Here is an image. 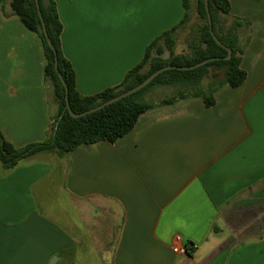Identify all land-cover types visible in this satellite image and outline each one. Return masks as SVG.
Listing matches in <instances>:
<instances>
[{
	"label": "crops",
	"instance_id": "1",
	"mask_svg": "<svg viewBox=\"0 0 264 264\" xmlns=\"http://www.w3.org/2000/svg\"><path fill=\"white\" fill-rule=\"evenodd\" d=\"M55 1L83 96L120 84L186 13L184 0ZM229 1L250 22L247 77L214 105L180 99L115 142L0 164V264H264V0ZM45 64L39 36L0 3V129L17 147L52 132ZM176 234L190 254L173 251Z\"/></svg>",
	"mask_w": 264,
	"mask_h": 264
},
{
	"label": "trees",
	"instance_id": "2",
	"mask_svg": "<svg viewBox=\"0 0 264 264\" xmlns=\"http://www.w3.org/2000/svg\"><path fill=\"white\" fill-rule=\"evenodd\" d=\"M6 1L0 0V3L4 5ZM39 2L48 36L57 50L59 72L69 88V102L76 113L91 109L135 87L164 66H190L208 58H219L194 69L166 70L143 89L96 112L75 118L66 110L61 117L66 107L65 86L56 71L55 54L47 42L35 0H10L13 14L17 15L29 30L35 32L42 42L46 58L45 79L52 86L58 113L54 119L52 132L41 143L17 147L5 138L0 129V164L5 171H10L21 160L30 158L39 151L52 150L63 157L82 144L103 140L115 142L135 127L144 112L180 99L200 97L205 105L210 107L214 105L215 93L220 88L225 85L239 87L247 77L246 70L241 66L247 42L241 38V33L249 27L250 22L231 14L229 0H209V8L212 29L224 46L231 49L230 59H225L228 55L226 47L219 45L211 34L205 0H196L198 20L191 25L190 35L186 40L187 49L176 52L177 34L187 27L191 19V0H184L186 10L184 18L148 45L143 59L127 72L120 84L95 95L83 96L76 89L75 70L63 51L64 26L57 3L55 0ZM160 87H172L173 92L159 101L147 98L148 93ZM57 122L59 124L55 132ZM190 250L191 247H188V254Z\"/></svg>",
	"mask_w": 264,
	"mask_h": 264
},
{
	"label": "water",
	"instance_id": "3",
	"mask_svg": "<svg viewBox=\"0 0 264 264\" xmlns=\"http://www.w3.org/2000/svg\"><path fill=\"white\" fill-rule=\"evenodd\" d=\"M35 3H36V7H37V10H38V13H39V16H40V19H41V23H42V27H43V30H44V33H45V36H46V39H47V42L49 44V46L53 49L54 51V54H55V68H56V71L58 72L59 74V77L61 78V80L63 81L64 83V86H65V92H66V107L65 109L63 110L62 114H61V117L65 114V111L68 110V112L70 113V115L72 117H82V116H85L87 114H90V113H93V112H96L100 109H103L104 107L114 103V102H117L123 98H126L130 95H132L133 93L143 89L144 87H146L156 76H158L160 73L166 71V70H169V69H181V70H189V69H194V68H197L199 66H202L212 60H215V59H218L219 57H212V58H208V59H205L197 64H194V65H190V66H174V65H168V66H164L158 70H156L155 72H153L152 74H150L143 82H141L140 84L136 85L135 87L127 90V91H124L120 94H118L117 96L91 108V109H88L86 111H83L81 113H76L73 111L71 105H70V102H69V98H68V93H69V88L67 86V84L65 83V81L63 80L62 78V75L61 73L59 72V67H58V55H57V50L55 49V47L53 46L49 36H48V33H47V30H46V26H45V21H44V18H43V15H42V12H41V6H40V2L39 0H35ZM205 6H206V10H207V15H208V20H209V26H210V31H211V34L214 38V40L221 46H224V44L221 42V40L216 36V34L214 33L213 29H212V16H211V12H210V8H209V0H205ZM226 47V46H224ZM227 51H228V55L225 57V59H230L231 56H232V51L229 47H226ZM60 117V118H61ZM58 124L59 122H57L56 126H55V132L58 128ZM52 264V262L50 263Z\"/></svg>",
	"mask_w": 264,
	"mask_h": 264
},
{
	"label": "rangeland",
	"instance_id": "4",
	"mask_svg": "<svg viewBox=\"0 0 264 264\" xmlns=\"http://www.w3.org/2000/svg\"><path fill=\"white\" fill-rule=\"evenodd\" d=\"M191 2H192V0H191ZM195 5H196V2L194 4V6L192 7V9L190 10L191 19H190V22L188 23L187 27L184 28L183 30H181L177 34L176 52H182V51H185L187 49L186 40L188 39V37L190 35L191 25L198 20V14H197V10L195 8ZM172 92H173L172 87H160V88H156L154 91L148 93L147 98L152 100V101H159L163 97L171 95ZM105 257H107V259L109 260L110 254L108 251H106Z\"/></svg>",
	"mask_w": 264,
	"mask_h": 264
},
{
	"label": "built area",
	"instance_id": "5",
	"mask_svg": "<svg viewBox=\"0 0 264 264\" xmlns=\"http://www.w3.org/2000/svg\"><path fill=\"white\" fill-rule=\"evenodd\" d=\"M172 248H173V251L177 254L184 255L188 253V245L186 243H183V239L180 234L175 235Z\"/></svg>",
	"mask_w": 264,
	"mask_h": 264
}]
</instances>
